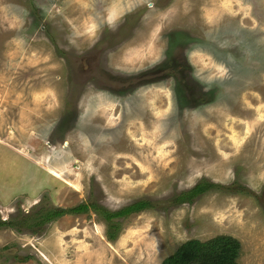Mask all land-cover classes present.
Instances as JSON below:
<instances>
[{
	"label": "rangeland",
	"instance_id": "374dc122",
	"mask_svg": "<svg viewBox=\"0 0 264 264\" xmlns=\"http://www.w3.org/2000/svg\"><path fill=\"white\" fill-rule=\"evenodd\" d=\"M263 185L264 0H0V264H264Z\"/></svg>",
	"mask_w": 264,
	"mask_h": 264
},
{
	"label": "trees",
	"instance_id": "16d2710c",
	"mask_svg": "<svg viewBox=\"0 0 264 264\" xmlns=\"http://www.w3.org/2000/svg\"><path fill=\"white\" fill-rule=\"evenodd\" d=\"M208 187L196 186L194 189L186 192L183 197L185 201L192 202L198 196L205 193ZM214 187V185H212ZM176 202V201H175ZM174 203V202H173ZM149 201L142 200L133 203L119 211L112 212L106 208L93 204L92 210L102 215L112 234V241L116 240V236L121 229V221L131 214L141 212L145 209L152 208ZM90 211L88 204H81L71 209L53 208L52 211L42 210L41 215H36L37 223L35 225H46L62 217L65 214H82ZM34 225V226H35ZM16 224L11 221H0V227L16 228ZM18 229L17 231H19ZM241 255L240 242L231 236H218L212 240L202 242L200 240H190L181 245L178 250L166 258L161 264H239Z\"/></svg>",
	"mask_w": 264,
	"mask_h": 264
},
{
	"label": "bare ground",
	"instance_id": "6f19581e",
	"mask_svg": "<svg viewBox=\"0 0 264 264\" xmlns=\"http://www.w3.org/2000/svg\"><path fill=\"white\" fill-rule=\"evenodd\" d=\"M39 164V163H38ZM47 165V164H46ZM50 172L51 173H53V175H55V176H57V177H59L58 175H59V173H57L56 171H54V170H50Z\"/></svg>",
	"mask_w": 264,
	"mask_h": 264
},
{
	"label": "flooded vegetation",
	"instance_id": "af4514ba",
	"mask_svg": "<svg viewBox=\"0 0 264 264\" xmlns=\"http://www.w3.org/2000/svg\"><path fill=\"white\" fill-rule=\"evenodd\" d=\"M260 196L264 198V185H263V187L261 189V195Z\"/></svg>",
	"mask_w": 264,
	"mask_h": 264
}]
</instances>
